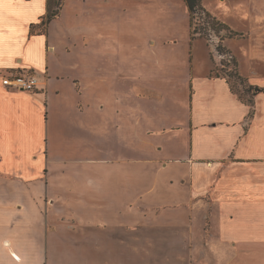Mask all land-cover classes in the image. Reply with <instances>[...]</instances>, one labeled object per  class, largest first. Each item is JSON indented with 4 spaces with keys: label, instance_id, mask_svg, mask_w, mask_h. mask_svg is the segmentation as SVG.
Here are the masks:
<instances>
[{
    "label": "crops",
    "instance_id": "crops-1",
    "mask_svg": "<svg viewBox=\"0 0 264 264\" xmlns=\"http://www.w3.org/2000/svg\"><path fill=\"white\" fill-rule=\"evenodd\" d=\"M228 1L202 5L248 38L222 17ZM201 40L185 0H0V264H117L116 247L119 264H190L197 252L264 264V93L249 105L215 64L197 75ZM105 61L142 62L165 85L105 88ZM183 68L186 88H173ZM22 74L38 77L36 92L5 85ZM71 154L89 158L55 159ZM110 166L137 175L116 186ZM163 188L179 197L143 196Z\"/></svg>",
    "mask_w": 264,
    "mask_h": 264
},
{
    "label": "rangeland",
    "instance_id": "rangeland-1",
    "mask_svg": "<svg viewBox=\"0 0 264 264\" xmlns=\"http://www.w3.org/2000/svg\"><path fill=\"white\" fill-rule=\"evenodd\" d=\"M222 17L228 19L235 27H238L240 32H246L248 29V33L250 36L246 39H239L240 37L237 35H233L228 29L221 27L219 30L212 29L209 27V24L205 23V17L202 19V23L198 20L201 18L196 16L194 19V28L199 30L200 35L198 34L196 38H202L203 40L197 42L200 43V49L197 50V60L195 64V72L197 75L201 74H209L212 66L215 64V70L213 72L214 76H219L225 78L228 82H230L231 89L243 100L249 101L250 95L246 92V88L251 84L257 85L264 88V33L261 32V28L264 26V0H229L227 6H223L221 8ZM249 27V28H248ZM202 29V30H201ZM208 30V31H207ZM210 32V33H209ZM234 33V32H233ZM212 35V36H211ZM239 35V34H238ZM230 38L227 42L228 49L224 45L225 39ZM238 39V40H237ZM198 46V45H197ZM213 50L212 49V47ZM217 46L220 48H225L221 50L220 48L217 50ZM217 51V52H216ZM218 51L224 56L221 58L218 54ZM217 53V56L215 54ZM234 54H233V53ZM240 59V74L237 70V58ZM193 62V61H192ZM189 69L191 70L192 64L190 59L188 60ZM119 64V65H118ZM109 70V73H105V88H149L150 86L160 87L165 85L166 77L159 74V72L152 70V67L145 65L142 62H132V61H121V62H107L105 61V72ZM133 69H138L140 72V76H134L132 72ZM186 68L180 69L179 75L174 73L172 77L167 76L169 80L173 81V88H186L184 84V78L186 75ZM121 74V75H120ZM135 79H138L139 82H135ZM241 79L244 81L242 84ZM191 88V86L189 87ZM112 116L108 115V111L105 113V119L108 124H111ZM133 118V117H128ZM134 124V122H132ZM113 126V125H112ZM105 145H107V140L105 139ZM95 157V156H94ZM89 156L85 158H81L80 156H76L75 154L71 155H63L60 157H56V161H66V160H79V159H88ZM96 158H101L96 156ZM105 160H134L138 158H149L148 156H110L108 157L107 153L105 157H102ZM162 158H165L162 156ZM95 159V158H94ZM106 166V163H105ZM119 168L123 169V164L118 165ZM55 170H54V169ZM126 168V167H125ZM59 170H63V163L55 165L52 164L51 172L47 175L46 181L50 182V186L52 188L51 182H54L55 179L60 177ZM115 170V171H113ZM56 171V172H55ZM137 175L135 173H127L119 172L117 168L113 169V166L109 167V172L105 173L106 180L115 182L117 186L120 182L130 181L129 176L134 177ZM164 177V175L152 173L146 176L147 180H154V182L160 181L159 179ZM69 181H81L83 178H77L75 174H70L66 177ZM77 185H71L69 190H65L66 192L73 193L77 191L75 189ZM65 189V188H62ZM131 194H135L140 192V190L129 189ZM126 196L125 194H123ZM52 197V195H50ZM64 196V195H59ZM106 196H119V192L117 189L112 191H105ZM144 197L149 198H177L179 197L178 192L173 190H168L163 188L162 190H157L151 192L150 194L145 193ZM106 207V206H105ZM73 227V226H72ZM123 227V226H121ZM119 227V228H121ZM118 228V226H116ZM118 247H116V250ZM117 251H113V256H115V262L118 263V253ZM152 257L156 256L154 252L152 253ZM181 255V254H179ZM222 258L218 261L217 264H229L227 262V258L232 257L231 252L220 253ZM173 258L176 260L178 254H172ZM185 258V257H184ZM211 255L208 254L207 257H203V253H191L190 254V264H213L211 261ZM161 264V263H160ZM176 264V261L175 263ZM185 264V261H184Z\"/></svg>",
    "mask_w": 264,
    "mask_h": 264
},
{
    "label": "trees",
    "instance_id": "trees-1",
    "mask_svg": "<svg viewBox=\"0 0 264 264\" xmlns=\"http://www.w3.org/2000/svg\"><path fill=\"white\" fill-rule=\"evenodd\" d=\"M185 1H186V4H187L188 8H189V11H190L191 26H192V39L193 40L196 38V35L199 32V30H197L196 28L194 29V19H195L196 16L201 17L200 19H203V17H205L206 18L205 19V23L209 24V27H211L212 29L219 30L221 27L227 29L226 26L222 22H220L216 17H214L213 15L209 14L204 9V7L202 5V0H185ZM57 15H58V12L51 7L49 9V13H48L47 17L44 19V21L42 22L40 27H43L46 24H48ZM232 34L233 35H238L236 33L235 34L232 33ZM220 49L224 50L225 48H220ZM241 81H242V84H243L244 81L242 79H241ZM228 83L230 85V82H228ZM230 87H231V85H230ZM245 90L250 95V100L247 101L249 105H253V101L252 100H253L254 96H256L258 94H261V93H264V88H262L260 86H257V85H250Z\"/></svg>",
    "mask_w": 264,
    "mask_h": 264
},
{
    "label": "built area",
    "instance_id": "built-area-1",
    "mask_svg": "<svg viewBox=\"0 0 264 264\" xmlns=\"http://www.w3.org/2000/svg\"><path fill=\"white\" fill-rule=\"evenodd\" d=\"M199 21H200V24H203L202 19H199L198 22ZM198 34L200 35L199 32L197 33V35ZM219 48L220 47L217 46V50ZM212 49H213V47H212ZM213 50H215V49H213ZM216 52H215V54L217 56ZM218 54L220 55L221 58H224V56L219 51H218ZM4 83L8 88H10L12 90L28 92V93L36 92L38 90V86L40 85V81H39L38 77H36L35 75H30V74H28V75L22 74V75H17V76H13L10 78H6V79H4Z\"/></svg>",
    "mask_w": 264,
    "mask_h": 264
}]
</instances>
